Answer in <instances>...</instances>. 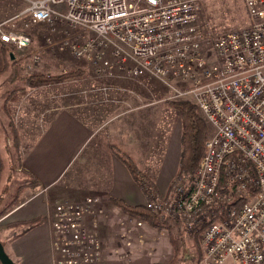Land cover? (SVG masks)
<instances>
[{
    "label": "built area",
    "instance_id": "built-area-1",
    "mask_svg": "<svg viewBox=\"0 0 264 264\" xmlns=\"http://www.w3.org/2000/svg\"><path fill=\"white\" fill-rule=\"evenodd\" d=\"M202 1L39 0L27 12L31 24L58 32L59 51L87 62L93 76L153 79L173 100L194 98L214 130L205 154L168 202L152 192L144 206L199 231L198 264H264V0H243L250 26L216 39L203 30ZM0 41L23 60H40L26 55L27 34L0 25ZM145 224L105 198L60 200L52 214L55 264H131L153 253Z\"/></svg>",
    "mask_w": 264,
    "mask_h": 264
},
{
    "label": "crops",
    "instance_id": "crops-1",
    "mask_svg": "<svg viewBox=\"0 0 264 264\" xmlns=\"http://www.w3.org/2000/svg\"><path fill=\"white\" fill-rule=\"evenodd\" d=\"M1 20L0 17V25L3 23ZM4 49L11 50V46L0 41V71L4 65L2 55ZM9 55L11 58H8V69L0 73V89L5 81V79L2 81L1 77L8 74L12 62L16 63L14 60H20L11 52L7 57ZM12 78L6 79H9V84ZM57 86L30 89L25 97L13 103V108L18 104L23 107L19 119L27 125L24 131L25 137L21 136L19 165L22 183H26V186L21 187L20 195H17L19 192L17 189L9 196L3 192L2 186L5 182L3 173L7 168L1 165L4 161L0 154V215L5 212L0 216V227L3 228L0 230V242L15 264H55L53 206L65 196L68 186L64 184V179L68 173L74 167L78 172L80 166L76 163L92 161L94 158L93 150L89 149L97 130L80 119L71 109L73 106L66 103L63 107L60 106L64 101L63 97H57L56 93H53L56 92ZM147 94H150L148 101L145 95L146 101L134 106L127 100L118 101L122 105L120 111L114 109V115L108 121L117 117L119 122L115 126L107 124L106 137L103 136L102 140L108 144H115L118 149L127 153L135 161L138 171L152 182L155 192L164 194L168 191L179 166L181 130L176 132V126L172 127L171 111L156 106L160 105L156 102V97L151 99L153 94L150 91ZM48 95L53 96L48 99ZM43 99L47 103H44ZM0 101H3V95L0 96ZM115 103L117 101L113 104ZM42 105L46 106L44 110ZM149 107H153L152 113L159 114V118L155 119L156 123L150 126V131L146 130L147 127L140 126L151 124V118L144 114L140 115L143 109ZM38 112H41V121L38 117H33V114L36 115ZM134 112L139 113L136 119H122L125 115ZM91 115L93 120L96 119L94 113ZM36 118L39 124L35 123ZM14 120L16 121V117ZM17 126L19 127L18 123ZM109 167L111 174L107 187L99 194L88 196L104 198L99 196L104 194L109 205L118 212L120 209L110 200L111 198L122 200L130 206H144L146 194L133 181L121 161L114 159L111 164L109 163ZM31 177L37 181V187L29 186ZM5 183L8 188V181Z\"/></svg>",
    "mask_w": 264,
    "mask_h": 264
},
{
    "label": "rangeland",
    "instance_id": "rangeland-1",
    "mask_svg": "<svg viewBox=\"0 0 264 264\" xmlns=\"http://www.w3.org/2000/svg\"><path fill=\"white\" fill-rule=\"evenodd\" d=\"M33 1L39 0H0V17L3 22L2 25H4L2 29L5 31L10 30L25 35L27 34V36L32 40V43L30 48L26 51V55L32 56L33 54H37L41 60L37 63L32 62L30 58H28V60H23V56L18 54L16 49L11 46L12 51H8L20 60L16 59L18 62L14 60L16 63L12 62L11 69L8 74L1 77V80L3 81L5 79V81L0 89V96L10 91L12 86L22 85L19 81L9 84V79L6 80L7 78H11L14 72L22 75H59L72 70H81L85 72L83 77L80 79L55 84L58 86L55 88L56 92H53L54 94L56 93L57 97H63L64 101L60 104L61 107H63L64 103L73 106L71 109L78 115V117L92 127H95V130H97L95 132L94 141L89 149L94 152L93 160L76 163V165L80 166L77 170L78 172H76L74 167L64 179V184L68 186V191L66 190L65 196L61 200L79 198L82 200L87 197H95L88 195L99 194L104 191L110 182L111 172L109 173V163L111 164L112 160L117 159L114 155H112L110 150L107 149L106 144L108 145V143L103 142L102 138L103 136L106 137L107 124H113V126H115L119 122L117 117L108 121L109 118L114 115V109L120 111L119 108L122 105L118 101L121 102L122 100H127L130 101L133 106L139 103L141 104L150 99V94H147V92L150 91L153 94L151 99L156 97V102L160 103V105L156 106H162L163 108H167L166 110L171 111L170 120L172 118V127L176 126L175 131L177 132L179 129L181 130L179 117L177 113L167 104L168 100H173V92L164 88L162 84L153 79L146 80V78H144L143 80H128L118 74L113 77L106 78H97L96 76H93L91 68L87 62L74 59L67 49L64 50L65 52L59 51V44L57 40L59 38L58 32H51L44 24H31L27 9ZM200 20L206 35L215 39L231 30H243L250 26V17L247 13L243 0H203L201 5ZM182 88L184 87L182 86ZM15 95L16 94L13 96ZM52 96L53 95H48L47 98L49 99V97ZM145 97L146 100L144 99ZM184 99L196 105V101L192 96L184 97ZM22 101L23 99L20 100V103H22ZM43 101H45L44 103H47L46 100L43 99ZM114 101H117L115 104L118 105L113 104ZM2 102L3 101H0V154L2 155V160L7 168L3 173V181H8L9 185V187L6 188V183L4 182L2 189L3 192L9 196L10 194H13L15 189L21 190V187L26 186V183H22L23 178L20 174L18 161L11 145L8 118L5 116V113L1 108ZM43 106L44 105H42V107ZM45 107L46 106L43 107V110ZM152 108L153 107L145 108L140 112V115L144 114L145 116L151 118V124H146V126L140 125L144 128L147 127L146 130L148 131H150V126H153L156 123L155 119L159 118V114L152 113ZM39 109L42 111V108L39 107ZM11 110H13V118L16 117V121L14 120V122L19 130L20 136L25 137L24 131H26L27 125L22 122V119H19L20 112L23 110V107L18 104L15 108H13V105H11ZM40 113L41 112H38L36 115L33 114V117L36 116L41 121ZM92 113L96 116V119L94 120L91 118ZM137 116H139V113L134 112L125 115L122 119L134 120ZM17 123L19 127L17 126ZM35 123L39 124L37 118ZM207 125L209 129L208 138H210L214 130L211 125ZM176 175L177 171L174 179L170 183L168 191L164 194H157L158 199L162 202H168L171 199V193L174 191V187H185V181L183 180L186 176H183V180H180ZM142 182L147 192L146 196H148V199L150 196V200L146 203L148 205V203L151 202V199L156 197L154 195L151 196L154 188L151 189L146 185L145 181ZM20 193H22V190L19 192V195ZM99 196L107 199L104 194ZM164 207L166 212L170 213L168 211V207L165 206V203ZM148 210L151 211V209ZM154 214L157 220L160 223H163V227L152 228L149 227L146 222L144 225L147 233L155 239L153 253H146V255L142 254L135 257L130 261L131 264H197V250H201L202 252L201 240L199 241V231L195 229V233H191L192 230L189 232V221L187 219H179L178 217H172V215L167 217L159 215L157 212ZM198 224L199 227L197 228H202L204 226V223L199 222ZM101 234L104 238L110 236L106 226L101 229ZM172 238L176 241V245L179 247L178 255H174L175 249L172 245ZM194 242L196 243V246L194 245ZM126 263L127 262L124 260L120 262H109V264Z\"/></svg>",
    "mask_w": 264,
    "mask_h": 264
},
{
    "label": "trees",
    "instance_id": "trees-1",
    "mask_svg": "<svg viewBox=\"0 0 264 264\" xmlns=\"http://www.w3.org/2000/svg\"><path fill=\"white\" fill-rule=\"evenodd\" d=\"M7 49H4L2 55L4 56V65L3 69L0 73H4L8 69V58H11V55L7 57L9 54ZM85 74L84 71L81 70H72L66 73H62L59 75H45V74H29L22 75L19 73L13 74V78L11 79V83L15 81H19L22 85H14L12 89L7 93L3 94V102L1 108L5 113V116L8 118V125L10 127L9 134L11 138V145L18 161V168L21 162L20 148H21V136L18 128L15 125L13 118V110H11V105L14 102L18 101L20 98L25 97L28 94L30 89L50 86L55 84H61L68 81L77 80L83 77ZM16 94L15 96H13ZM167 104L177 113L180 124H181V135H180V158H179V166L177 170V178H182L183 176L191 177L193 176L196 167L198 166L200 160L205 154L206 151V143L209 135L208 125L200 113L197 106L191 103L188 100H168ZM198 109V110H197ZM199 111V113H198ZM107 149L110 150L112 155H114L121 163L126 167L128 172L130 173L133 181L138 184L141 191L147 194L145 187L142 181H145L146 185L151 189L154 188L153 184L149 179L142 173H140L137 169V166L134 160L124 151L118 149L115 144H108ZM9 164V163H8ZM2 166H5V163H1ZM29 186L37 187V181L31 177L29 179ZM19 192L21 190H18ZM155 188L152 192H155ZM19 192L17 195H19ZM148 197V196H147ZM123 213L136 217L138 219L146 222L149 227L157 228L163 227V223L159 222L154 213L148 210L143 205L130 206L126 204L124 201L111 198L110 199ZM12 207V206H11ZM5 212L1 213L2 216ZM207 226L204 224L203 228ZM9 227V226H8ZM3 229L0 227V230ZM171 232V231H170ZM172 237V236H171ZM176 241L172 238V245L174 247V255L179 253V247L176 245ZM196 246V243L194 242ZM202 252L201 250H197V264L201 260ZM177 260V257H176ZM151 264H159V263H151Z\"/></svg>",
    "mask_w": 264,
    "mask_h": 264
},
{
    "label": "water",
    "instance_id": "water-1",
    "mask_svg": "<svg viewBox=\"0 0 264 264\" xmlns=\"http://www.w3.org/2000/svg\"><path fill=\"white\" fill-rule=\"evenodd\" d=\"M0 264H15L6 254L2 243L0 242Z\"/></svg>",
    "mask_w": 264,
    "mask_h": 264
},
{
    "label": "bare ground",
    "instance_id": "bare-ground-1",
    "mask_svg": "<svg viewBox=\"0 0 264 264\" xmlns=\"http://www.w3.org/2000/svg\"><path fill=\"white\" fill-rule=\"evenodd\" d=\"M198 110V109H197ZM198 113H199V111H198Z\"/></svg>",
    "mask_w": 264,
    "mask_h": 264
}]
</instances>
